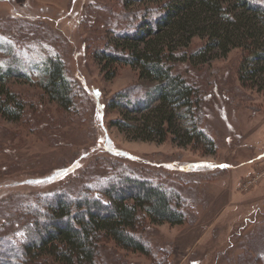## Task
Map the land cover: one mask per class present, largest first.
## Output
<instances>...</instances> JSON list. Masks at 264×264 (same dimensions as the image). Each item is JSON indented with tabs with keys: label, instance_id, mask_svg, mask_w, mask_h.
<instances>
[{
	"label": "rangeland",
	"instance_id": "obj_1",
	"mask_svg": "<svg viewBox=\"0 0 264 264\" xmlns=\"http://www.w3.org/2000/svg\"><path fill=\"white\" fill-rule=\"evenodd\" d=\"M121 4L0 0V63L10 47L27 68L25 76L6 82L24 101L22 118L12 121L0 114V242L19 243L27 232L29 206L45 209L62 194L100 195L103 182L129 174L160 183L183 200L182 224H147L142 231L154 251L165 253L166 264H261L264 89L241 85L237 48L224 56L214 51L203 61H177L173 69L200 99L198 126L213 141V152L179 146L169 137L160 143L136 138L139 115L131 130L120 131L110 123L120 115L109 101L127 89L141 97L153 86L126 64L106 78L93 58L109 37L117 36L115 30L136 24L135 13L152 5L133 1L124 14ZM202 44V38L193 37L187 53ZM49 55L62 59L74 82L71 110L42 92L38 69ZM101 258L105 264H151L111 242L104 244Z\"/></svg>",
	"mask_w": 264,
	"mask_h": 264
},
{
	"label": "trees",
	"instance_id": "obj_2",
	"mask_svg": "<svg viewBox=\"0 0 264 264\" xmlns=\"http://www.w3.org/2000/svg\"><path fill=\"white\" fill-rule=\"evenodd\" d=\"M133 1L152 5L135 13L139 15L136 24L115 30L117 36L109 37L93 58L106 78L114 76L119 64H126L153 86L141 97L132 95V89L116 93L108 107L117 108L120 116L111 125L128 132L139 115L136 138L160 143L169 137L179 146H204L213 152V141L198 126L196 90L175 72L173 63L203 61L214 51L224 56L237 48L241 85L264 89V0H121L124 14ZM195 36L203 44L188 54ZM4 51L0 114L17 121L24 114V101L6 82L25 76L27 68L10 47ZM38 70L46 97L71 110L76 92L62 59L49 55ZM98 194L74 198L62 194L47 202L45 209L29 206L27 232L19 243L0 242V264H105L102 249L109 242L144 255L151 264H166L165 253L154 251L142 231L147 224H182L186 213L181 196L160 183L129 174L103 182Z\"/></svg>",
	"mask_w": 264,
	"mask_h": 264
},
{
	"label": "snow or ice",
	"instance_id": "obj_3",
	"mask_svg": "<svg viewBox=\"0 0 264 264\" xmlns=\"http://www.w3.org/2000/svg\"><path fill=\"white\" fill-rule=\"evenodd\" d=\"M0 39H2V38H0Z\"/></svg>",
	"mask_w": 264,
	"mask_h": 264
}]
</instances>
